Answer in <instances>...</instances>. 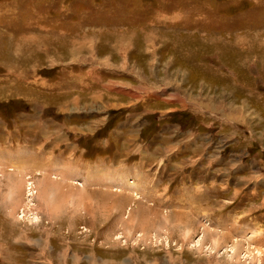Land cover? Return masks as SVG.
I'll use <instances>...</instances> for the list:
<instances>
[{
  "label": "rangeland",
  "instance_id": "1",
  "mask_svg": "<svg viewBox=\"0 0 264 264\" xmlns=\"http://www.w3.org/2000/svg\"><path fill=\"white\" fill-rule=\"evenodd\" d=\"M0 264H264V0H0Z\"/></svg>",
  "mask_w": 264,
  "mask_h": 264
},
{
  "label": "bare ground",
  "instance_id": "2",
  "mask_svg": "<svg viewBox=\"0 0 264 264\" xmlns=\"http://www.w3.org/2000/svg\"><path fill=\"white\" fill-rule=\"evenodd\" d=\"M30 185V184H29ZM22 195H23V193H22ZM250 254V253H249Z\"/></svg>",
  "mask_w": 264,
  "mask_h": 264
}]
</instances>
